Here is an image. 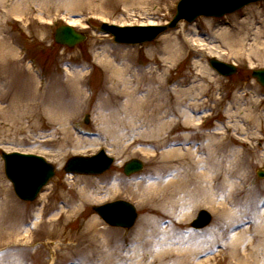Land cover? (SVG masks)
<instances>
[{
	"label": "rangeland",
	"instance_id": "rangeland-1",
	"mask_svg": "<svg viewBox=\"0 0 264 264\" xmlns=\"http://www.w3.org/2000/svg\"><path fill=\"white\" fill-rule=\"evenodd\" d=\"M178 1L0 0V42L3 49L0 56V76L4 78L3 84H0V109L3 108L0 110V189H4L11 198L18 219H26L27 224H31L34 215L40 212L43 221H54L55 229L73 241L96 220L105 232L107 242L116 246L128 243L126 250L135 246L133 241L138 224L145 216L168 219L166 213L155 205H149L145 202L147 200L138 204L139 199L132 192L137 190L136 183H143L142 188H145L149 181H153L150 174L160 166L161 162L157 160H161V154L165 150L181 145L170 144L155 149L151 144L154 139L145 128L131 130L128 126L116 125L114 122L110 125L101 124L97 109L99 98H105V88L112 86L107 81V72L97 63L98 60H105V54L116 65L127 62L134 71L155 70L158 65L154 62L162 61L164 68L158 71V75L162 76L167 88L186 89L194 86L193 93L199 95L196 102L204 104L205 109L198 115L199 127L186 132L191 141L197 143L189 147L203 148L207 142L205 137L215 134L217 128H220L221 135L217 139H222L227 146L226 153L223 154L226 155L224 163L230 165L236 159L239 167L235 168V172L246 177V187L252 191L253 196H264V177L257 176L258 171L264 173V87L250 75L252 70L264 68V2L250 4L221 18L198 17L192 23L181 22L175 29L168 30L155 41L143 45H117L110 36L98 34L91 28V25H99L101 22L119 26L163 25L174 16ZM13 6L16 12L10 13ZM67 23L76 30L85 32L87 36L83 43L73 48L53 41V32L57 27L55 25ZM166 38L179 44V51L172 59L167 52V45H164ZM230 38L243 44L237 53L226 46ZM158 50L161 52L158 53ZM211 57L236 64L238 73L231 77L219 76L208 65ZM81 65H86L88 74L91 73L86 79V99L76 116H69L72 121L60 128L54 118L44 112L42 106L36 108L32 100V96L36 95L35 80L38 79L40 82L37 81V85H40L52 78L49 93L57 90L56 84H61L65 92L66 81L64 84L62 82L67 79L68 69L77 70ZM184 79L190 82L184 86L177 85ZM130 80H134V77H130ZM140 87L142 89L136 95L137 98L145 95V86L142 84ZM13 104L17 106L16 109H13ZM248 110L252 112L251 117ZM203 118L205 121H202ZM231 123H236L238 128L227 129ZM75 125L81 127L84 133L76 131ZM183 129L175 127L168 132V139H182L186 136ZM51 133H54V137L49 138ZM78 137L81 139L78 140ZM140 137L149 143L140 145L133 142L134 138ZM85 139L94 140V143L91 145V141ZM48 140L51 142L44 143ZM62 144L64 147L61 150ZM76 145L79 148L75 151ZM101 149L114 158V165L104 174L77 176L64 172L63 167L69 157L92 155ZM2 151L37 154L54 165V177L34 201L25 202L16 197L4 174ZM200 157L204 158L205 155L200 154ZM133 158L140 159L144 168L127 177L123 174V164ZM180 163L182 161L171 164ZM173 174L174 172L170 173ZM232 180L238 181L235 178ZM113 185L117 189L113 190ZM83 190L87 194L86 200L80 198ZM220 192L216 195L217 201L222 200L223 205L230 208L227 193ZM48 194L50 196L45 198L48 203L44 209L40 198ZM3 197L5 198L4 195ZM238 197L242 199L243 193ZM66 198L71 199L72 209L63 207ZM114 200H125L135 206L138 218L132 228L110 227L92 210L94 206ZM201 209L211 214L212 221L206 228L194 230L190 227V222ZM7 218L5 215L4 219ZM225 219L205 206H199L187 222L175 219L172 229L183 235L208 234L216 231V225H222ZM168 225L170 226L164 223L163 227ZM218 233L221 231L218 230ZM36 235L39 237L35 245L28 249L29 264H49L54 244L48 245L45 244L47 240H40L43 235L41 232ZM52 240L59 242L57 237ZM67 241L64 240L62 244L65 245ZM76 250L78 249L72 248L67 252L62 248L59 253L68 255L75 262L78 255L73 253ZM214 254L216 253L201 257L200 264L231 262L227 256L214 257Z\"/></svg>",
	"mask_w": 264,
	"mask_h": 264
},
{
	"label": "bare ground",
	"instance_id": "bare-ground-1",
	"mask_svg": "<svg viewBox=\"0 0 264 264\" xmlns=\"http://www.w3.org/2000/svg\"><path fill=\"white\" fill-rule=\"evenodd\" d=\"M15 9L13 6L10 13H15ZM0 44V56H2V42ZM226 44L227 48H233L234 53L243 47L241 41L234 42L231 38ZM164 45H167L171 59L179 51L177 47L179 44L174 43L170 38L164 40ZM97 63L105 69L107 81L112 84L104 90L106 97L99 98L97 109L101 124L110 125L114 122L116 125L128 126L131 130L145 128L154 139L151 144L155 149L170 144L181 145L178 148L165 150L161 154V160H157L161 162L160 166L150 174L153 181H149L145 188H142L143 183H136L137 190L132 192V195L139 199L138 204H143V201L147 200L145 202L149 205H155L166 213L168 219H152L145 216L138 224L133 241L135 246L129 250H126L128 243L117 246L108 243L105 232L96 220H93L87 230L73 241L64 236L63 232L55 229L54 221H43L40 212L34 215L31 224H27L26 219H18L11 198L6 195L4 189H0V264H29L28 249L35 245L39 237L36 235L38 232L43 234L40 240H47L45 244H54L53 257L49 264L80 262L83 264H200L201 257L212 253H216L214 257H229L231 259L229 264H264V196H253L252 191L246 187V177L235 172V168L239 167L236 159L230 165L224 163L226 155L223 154L226 153L227 146L222 139H217L221 135L220 128H217L215 134L205 137L207 142L203 148L189 147L197 143L191 141L186 132L199 127L198 115L205 109L204 104L196 102V97L199 95L193 93L194 86L186 89L167 88L162 76L158 75V71L164 68L162 61H155L158 66L149 72L134 71L127 62L116 65L106 54L105 60H98ZM87 70L86 65H81L73 71L68 69L67 79L62 82L64 84L66 81L65 92L61 84H56L57 90L52 94L49 93L52 78L40 85H37V81H40L35 80L36 95L32 96V100L36 108L42 106L44 112L52 116L60 128L72 121L69 116H76L85 102L86 79L91 74H88ZM130 77H134V80H130ZM2 79L4 78L0 76V84H3ZM189 82L184 79L177 85L184 86ZM142 84L146 88L145 95L137 98L136 95L141 92ZM38 98L40 100H37ZM123 98L125 100H122ZM12 107L17 108L14 104ZM107 112L109 113L106 114ZM248 112L251 117L252 112L249 110ZM252 122H254L253 117ZM177 126L184 128L183 132L187 137L184 136V139L178 141L168 139V132ZM226 128L238 127L236 123H231ZM138 135L142 134L138 133ZM48 136L52 138L54 133ZM140 139L134 138L133 142L140 145L149 143ZM51 140L44 143H50ZM85 141H91V145L94 143V140L85 139ZM63 147L64 144L60 146L61 150ZM75 147L76 151L79 147L77 145ZM200 154L205 157H200ZM180 161H182L180 164H171ZM171 172L174 174L170 175ZM234 178L238 181L233 182ZM112 189L117 188L113 185ZM218 192L227 193L226 199L230 208L223 205L222 200L217 201ZM242 193L243 197L239 199L238 196ZM49 196L50 194L43 195L40 198L44 209L48 203L45 198ZM80 198L87 199L84 190L80 192ZM71 203V199L66 198L63 207L72 209ZM199 206H205L218 217L226 218L222 225H216V231H210L208 234L204 232L183 235L180 231L172 229L175 219L179 222H187ZM239 207L244 209L239 210ZM5 215L8 216L7 220L4 219ZM164 223L170 226L163 227ZM218 230L221 233H218ZM55 237L59 242L55 243L56 241L52 240ZM64 240H68L65 245L62 244ZM62 248L67 252L72 248L78 249L73 253L78 255L77 261L73 262V258L59 253Z\"/></svg>",
	"mask_w": 264,
	"mask_h": 264
},
{
	"label": "water",
	"instance_id": "water-1",
	"mask_svg": "<svg viewBox=\"0 0 264 264\" xmlns=\"http://www.w3.org/2000/svg\"><path fill=\"white\" fill-rule=\"evenodd\" d=\"M259 0H181L177 6L176 15L169 25L163 27H104L114 35L117 42L141 43L153 40L158 34L167 28L174 27L177 22L184 19L188 22L196 17L215 16L220 17L226 13L234 12L243 6ZM85 40L83 34L75 32L71 27H60L54 34V41L58 44L73 47ZM210 65L223 75L235 74L237 69L229 64L216 59L209 60ZM252 76L264 86V69L254 70ZM4 170L7 179L12 183L16 195L22 200L32 201L43 186L54 175V167L44 158L18 152L2 153ZM112 159L103 151L90 156L71 157L64 167L66 172L76 174H99L109 168ZM142 168L138 160H131L124 166V173L130 174ZM262 176V174H260ZM93 210L109 225L131 227L137 216L134 207L125 201H114L94 207ZM208 212L202 210L192 226L204 227L210 222Z\"/></svg>",
	"mask_w": 264,
	"mask_h": 264
}]
</instances>
